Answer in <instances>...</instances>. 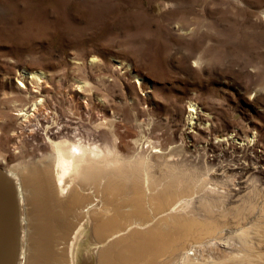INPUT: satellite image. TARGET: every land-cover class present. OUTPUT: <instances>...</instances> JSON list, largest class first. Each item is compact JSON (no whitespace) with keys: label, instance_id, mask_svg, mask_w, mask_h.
<instances>
[{"label":"rangeland","instance_id":"rangeland-1","mask_svg":"<svg viewBox=\"0 0 264 264\" xmlns=\"http://www.w3.org/2000/svg\"><path fill=\"white\" fill-rule=\"evenodd\" d=\"M65 123L76 126L82 144L114 148L117 164L135 176L113 174L118 186L109 189L95 175L72 176L80 200L61 235L48 239L42 264H124L111 241L144 229L135 226L141 220L164 237L130 264H176L166 217L175 213L173 198L159 209L144 189L134 209L120 185L145 176L170 184L195 168L211 174L205 163H241L256 170L245 184L237 180L254 185L264 202V0H0V171L49 155L45 132L59 130L49 135L59 141L73 132ZM112 156L98 163L110 175ZM55 182L57 197L67 198L70 191L61 196ZM17 206L21 223L29 206ZM106 216L112 227H94ZM24 230L32 225L24 222ZM104 246L112 256H98ZM32 247L30 239L23 245L22 264H32Z\"/></svg>","mask_w":264,"mask_h":264},{"label":"bare ground","instance_id":"bare-ground-1","mask_svg":"<svg viewBox=\"0 0 264 264\" xmlns=\"http://www.w3.org/2000/svg\"><path fill=\"white\" fill-rule=\"evenodd\" d=\"M36 108L35 106L33 109L36 111ZM33 114H30L31 117ZM62 127L63 129H69L70 133L71 130L73 132L69 133V136L68 131H65L60 135V138L63 139L56 142L49 135H52V137L58 136L59 130L45 132L51 148L49 155H41L38 161L28 162L29 164L20 166L18 170L17 168L14 169V172L8 170L10 177L3 181L0 179V215H2L1 204L11 206L9 207L11 220L10 241L4 238L5 232L2 233L0 230V264H14L17 246L19 247L18 264H22L21 260L25 253L24 249L22 252V247L25 242L27 244L29 239L33 244V252H31L29 261L32 264H42L47 254L44 246H47L48 239L53 238L55 233L61 235L63 228L67 227L69 223L66 216L72 208L71 204H75L80 200L79 194L72 190L68 183L72 176L90 178L95 175L100 181L104 182V189L117 188L118 181L116 180L118 179L113 174L121 176L120 178L126 181L130 179L129 176H135L132 172L134 170L129 171L124 165L117 164L119 160L113 158L114 148H106L107 150L102 152L94 143L93 145H84L80 140L82 137L76 138L77 135H80V133L75 132L76 126H72V123H65L62 124ZM69 139L74 141L71 142ZM109 155L113 156L112 159L108 158V160L112 161V165H116L111 168L112 175L107 173L106 169H103L104 167H100V164V166L98 165L103 158L106 161L107 158L105 157ZM143 158L148 159L143 160L141 156L138 161L143 163L149 161L151 164L148 156ZM159 158L161 157L159 156ZM155 160L157 159L155 158ZM106 165H110V163L107 162ZM204 165L205 169L212 168L211 174H201L195 168L191 175L188 173L190 176L173 179V182L170 183L174 189L173 194L168 191V188H170L168 182L166 184L152 183L149 180H152V178L144 177L145 171L143 172L144 175L142 174L144 178L139 182V179L136 180L137 183H133L132 180L131 184L124 183L120 187L125 186L127 191H130L131 195L128 196V200L134 204L132 206L134 209L137 207V203L142 200L141 196L144 195V189L145 192L150 191L148 200L153 202L155 207L159 209L168 205L171 198H173L175 205L172 206L171 210H174L175 213L166 217L172 220L173 223L174 238L177 244L175 251L176 264H264V202L257 200L258 191L255 190L254 185L250 183L247 187L243 185V178L247 179V175L253 174L256 168L250 170L247 165L241 163L240 166H227L224 168L222 166H214L213 168L212 163H205ZM218 170H221L219 175L222 178L224 177L225 180L218 181V173H215ZM226 173L229 174L226 175ZM236 175L240 180L242 179L243 183L237 180ZM53 178L56 179L55 187L58 188V193L61 196L70 191L69 196H66L67 198L57 197L52 186ZM1 181L3 183L7 182V184H4V188L11 193L8 197L9 200L4 196ZM169 195L173 196L170 197ZM18 201L21 210H23L25 204L29 206L28 210L25 208L23 212L21 211V223H17ZM1 221L0 218V226L2 225ZM24 222L26 226L31 224L32 230H24ZM112 222V217L106 216L103 221L96 224V226L94 225V227L100 226L107 229L112 227ZM134 223L135 226L145 227L141 230L132 228L135 230L129 233L127 231L124 234L121 233L111 241L112 245L119 246L120 259L124 264H130L134 260L143 258L153 250L150 248L158 243L157 239L164 237L161 232L151 229L149 225L147 226L145 221L141 220ZM151 225L154 226V224ZM20 229H22V235L18 239L17 234ZM146 232H148L147 240H145ZM130 236L132 237L130 238ZM192 244H194V247H192ZM189 249H191V253L188 252ZM97 253L98 256L104 253L105 256L108 253L109 256H112V249L104 246ZM76 255L79 260L78 252H76ZM89 259L83 258L80 260V264H91Z\"/></svg>","mask_w":264,"mask_h":264},{"label":"water","instance_id":"water-1","mask_svg":"<svg viewBox=\"0 0 264 264\" xmlns=\"http://www.w3.org/2000/svg\"><path fill=\"white\" fill-rule=\"evenodd\" d=\"M0 173H1V175H0V179L3 181L4 179H8V177H10V174H7L6 175V172H1L0 171ZM1 181V182H2ZM2 184V187H3V189H4V196L6 197V199H8V197H10V194L11 193H9L8 191L9 190H6L4 187H5V185L4 184H7V182H5V183H1ZM9 184L11 185V183L9 182ZM5 190H6V193H5ZM9 200V199H8ZM2 206V215H0V218H1V226H0V230L2 231V233H4L5 232V239L7 240V241H10V238H11V235L9 234V229L11 228V226H10V223H11V220H10V208L9 207H11V206H6V205H4V204H1ZM7 207V208H6ZM12 213V212H11Z\"/></svg>","mask_w":264,"mask_h":264}]
</instances>
